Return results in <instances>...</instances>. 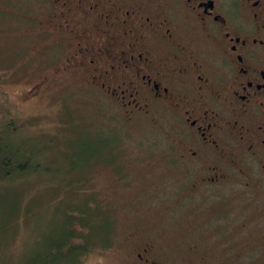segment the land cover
I'll use <instances>...</instances> for the list:
<instances>
[{
	"label": "flooded vegetation",
	"instance_id": "obj_1",
	"mask_svg": "<svg viewBox=\"0 0 264 264\" xmlns=\"http://www.w3.org/2000/svg\"><path fill=\"white\" fill-rule=\"evenodd\" d=\"M34 1L48 20L34 18L41 47L63 60L60 78L82 79L133 122L140 116L172 130L159 160L183 176L187 189L178 202L203 194L218 215L223 197L264 199V0ZM242 211L225 210L233 217ZM261 227L238 235L229 229L224 248L221 237L209 236L213 250L193 259L141 235L131 261L264 264Z\"/></svg>",
	"mask_w": 264,
	"mask_h": 264
},
{
	"label": "rangeland",
	"instance_id": "obj_2",
	"mask_svg": "<svg viewBox=\"0 0 264 264\" xmlns=\"http://www.w3.org/2000/svg\"><path fill=\"white\" fill-rule=\"evenodd\" d=\"M38 12L34 0H0V119L3 115L5 121L14 119L22 127L20 134H34L41 143L53 140V153L48 156L55 165L71 162L74 150L83 151L77 141L88 140L89 131L113 128L111 132L120 136L113 147L118 149L113 164L107 154L91 160L87 151L80 158L72 156L86 167L81 170L83 195L115 214L106 246L90 251L84 264H132L131 253L144 241L141 235L151 234V243L161 251L180 250L193 259L198 250L213 248L209 236L221 237L219 246L224 248L231 243L229 229L238 235L264 226V199L223 197L215 203L218 215L203 194L178 202L187 189L180 181L183 176L177 166H164L159 160V154L174 141L172 130L140 116L133 122L122 107L82 79L60 78L57 70L63 60L55 62L52 49L41 47L34 18L48 20ZM43 76L47 78L40 85ZM34 182L0 188V227L5 228L0 230V264H31L38 251L47 254L66 223L58 215L73 202L64 195L63 186L57 181L55 185ZM162 185L166 188L161 191ZM165 189L168 192L163 195ZM227 206L228 210L229 206L244 207V211L233 217L225 212ZM132 231L140 233L131 236ZM259 231L264 232V227ZM221 248L213 252L219 253Z\"/></svg>",
	"mask_w": 264,
	"mask_h": 264
},
{
	"label": "trees",
	"instance_id": "obj_3",
	"mask_svg": "<svg viewBox=\"0 0 264 264\" xmlns=\"http://www.w3.org/2000/svg\"><path fill=\"white\" fill-rule=\"evenodd\" d=\"M21 130V125L15 123L14 119L9 118L5 121L4 115L3 118L1 117L0 188L21 187L24 182L32 181L33 183L34 180L35 184L41 181L48 185H55L57 181L60 186H63L64 195L73 202L70 208L61 209L58 215V218L65 220V224L68 225L63 224L59 234L52 240L53 243L47 254L40 255L38 251L31 264H84V258L90 251L99 246L101 248L106 246L114 225L115 214L106 208L103 209L99 201L96 200V203H93L95 199L92 200V197L83 195L85 190L80 183L83 176L81 170L86 167L84 164V166L78 164L72 156L80 158L85 156L81 152L87 151L91 160L105 158L107 154L110 164H113L117 160L114 150H118L113 147H116L114 144L118 143L120 136L117 132L115 133V130L114 133L111 132L113 128L111 131L108 128L91 131L92 133L89 131L88 140L79 136L82 140L77 141L84 149L79 152L81 154L74 150L73 155L70 156L71 162L63 161L55 165L52 157L48 156L49 153H53L51 149L54 141L41 143L33 136L34 134H20ZM59 135L61 136L60 132ZM49 160L50 165H47ZM86 164L88 165L89 162ZM51 165L56 167L52 169ZM32 183L29 184L35 185ZM35 192L39 193V189L36 188ZM0 230L5 228L0 227Z\"/></svg>",
	"mask_w": 264,
	"mask_h": 264
}]
</instances>
